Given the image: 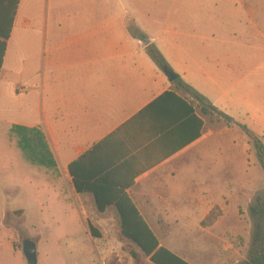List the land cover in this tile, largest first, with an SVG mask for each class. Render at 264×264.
Here are the masks:
<instances>
[{"label":"crops","instance_id":"1","mask_svg":"<svg viewBox=\"0 0 264 264\" xmlns=\"http://www.w3.org/2000/svg\"><path fill=\"white\" fill-rule=\"evenodd\" d=\"M245 1L233 12L218 0H20L0 69V134L8 143L39 144L48 158L23 172L20 207L37 211L43 226L70 228L71 236L72 228L94 227L104 238L100 228L120 227L114 203L101 210L92 191H77L69 166L82 158V184L104 196L124 190L160 245L188 261L155 228L196 227L210 237L223 216L203 222L232 195L241 152L232 128L207 120L197 102L194 114L177 100L149 107L168 91L188 104L194 98L148 50H158L165 66L233 122L245 125L238 110L246 108L264 125V101L249 103L240 74L247 58L228 37L227 20L246 15L243 25L260 43L253 49L264 50L262 0ZM253 132L264 142V131ZM241 149L247 153V143ZM244 163L246 175L235 178L246 188Z\"/></svg>","mask_w":264,"mask_h":264},{"label":"rangeland","instance_id":"2","mask_svg":"<svg viewBox=\"0 0 264 264\" xmlns=\"http://www.w3.org/2000/svg\"><path fill=\"white\" fill-rule=\"evenodd\" d=\"M218 1L219 5L227 4L229 11L242 10L239 0ZM231 1L232 5L229 4ZM245 2L248 3V0ZM259 7L264 11V0L259 2ZM248 21L246 15L234 14L231 21L227 20L228 29H232L231 36L228 37H232L234 46L235 43H239L237 52H241L247 58V64L241 66L240 74L249 93V103L257 106L258 101H264V50L253 49L259 43L258 35L252 29H248L247 32L243 24ZM141 23L147 25L143 21ZM135 24L138 29L145 32L147 30V33L152 31L148 26L145 28L144 25ZM232 68L234 72L238 70L236 66ZM206 109L207 120L217 122L218 125L226 124L234 131L233 139L238 142L241 152L237 157L235 177L246 175L244 160L248 158L250 172L248 186L245 188L244 182L242 183L239 178H233L232 195L223 196L222 207L216 204L213 208L217 219L221 215L223 218L220 217L218 223L214 222V225L209 227L212 230L210 237L196 227L183 228L182 233L179 228L155 229L166 245L183 249L191 264H202L204 260L212 262L214 256L215 264H238L246 258L251 242L252 221L249 207L257 196H264V170L253 141L242 130L240 124L227 120L209 106ZM238 112V117H241V121H245L243 123L250 129L255 132L264 131V125L254 122L255 116L249 109L243 108ZM245 143L247 153L245 149H241ZM237 151L238 149L234 147V156ZM45 155V148L39 147L35 142L24 140L22 143H8L4 135L0 134V264H27L23 254L25 239H31L38 245V264H96L99 257L114 264L118 262L119 255L124 258L122 264H150V259L135 243L122 236L120 227L100 228L105 235L104 238L90 237L89 228H72L74 235L71 236L67 232L70 228L43 226L37 211L33 209L25 211L20 207L23 172H33L31 169L37 165L35 162H43L42 159L48 161ZM24 196H28L27 193Z\"/></svg>","mask_w":264,"mask_h":264},{"label":"trees","instance_id":"3","mask_svg":"<svg viewBox=\"0 0 264 264\" xmlns=\"http://www.w3.org/2000/svg\"><path fill=\"white\" fill-rule=\"evenodd\" d=\"M19 1L20 0H0V69L2 67L7 40L10 38L11 34V24L14 22ZM148 51L160 66L166 65L163 56L158 50L149 47ZM175 82L181 88H183L185 92L189 93L194 98V102L188 104V102H186L184 100L185 98H182V96H179L174 91H168L161 95L152 104H150L149 107L156 106L163 101L177 100L184 106L188 107L193 114L195 111L194 104H196V102L198 107H200L202 114L204 115L208 114V110L206 109L207 106L218 112L217 108L212 106V104H210L204 96L187 85L181 77H179ZM219 113L227 120L232 121L230 116L222 112ZM196 120H198V118H196ZM199 124L202 129L203 120H199ZM240 127L253 141L260 165L264 170V142L248 126L240 124ZM20 142L22 143L23 141ZM97 148L98 147H95L94 150L90 151L87 156L93 154ZM83 160L84 159L80 158L78 161L72 163L69 166V171L73 176L77 191H92L101 210H103L106 205L114 203L117 207V213L121 222L120 228L122 236L135 243V245L143 252V254L150 259L151 264H191L167 247L160 245L158 237L147 225L144 218L136 209L135 205L124 192V190H119L113 196H104L100 192V189L97 185L88 186L82 184L80 181L81 174L79 173V168ZM99 180L106 181L103 180V178H99ZM133 181L134 178L131 180V182ZM249 214L252 221L251 242L246 258L238 264H264V196L256 197L254 202L249 207ZM216 220L217 216H215V210H212L204 220L203 225L206 226L213 224ZM90 230L92 235L98 236L96 228L90 227Z\"/></svg>","mask_w":264,"mask_h":264},{"label":"water","instance_id":"4","mask_svg":"<svg viewBox=\"0 0 264 264\" xmlns=\"http://www.w3.org/2000/svg\"><path fill=\"white\" fill-rule=\"evenodd\" d=\"M149 41H145L148 44ZM163 71L168 76L169 80L174 82L179 78V74L171 70L167 66H163ZM23 254L27 261V264H38L39 263V253L36 242L31 239H25L23 242Z\"/></svg>","mask_w":264,"mask_h":264},{"label":"built area","instance_id":"5","mask_svg":"<svg viewBox=\"0 0 264 264\" xmlns=\"http://www.w3.org/2000/svg\"><path fill=\"white\" fill-rule=\"evenodd\" d=\"M123 260V256L119 255L117 264H122ZM96 264H110V262L107 259L99 257Z\"/></svg>","mask_w":264,"mask_h":264}]
</instances>
